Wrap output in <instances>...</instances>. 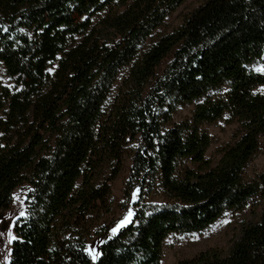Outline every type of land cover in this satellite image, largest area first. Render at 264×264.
<instances>
[{"label": "trees", "instance_id": "1", "mask_svg": "<svg viewBox=\"0 0 264 264\" xmlns=\"http://www.w3.org/2000/svg\"><path fill=\"white\" fill-rule=\"evenodd\" d=\"M185 1L0 0V212L28 190L8 264H160L167 237L256 198L259 216L226 249L177 264H264V176H245L264 141V0H204L157 35ZM223 119L236 128L207 159L202 127ZM128 151L133 220L92 260ZM157 186L169 202L146 205Z\"/></svg>", "mask_w": 264, "mask_h": 264}, {"label": "rangeland", "instance_id": "2", "mask_svg": "<svg viewBox=\"0 0 264 264\" xmlns=\"http://www.w3.org/2000/svg\"><path fill=\"white\" fill-rule=\"evenodd\" d=\"M203 2L204 0H186L173 11V14L167 17L160 27H158L156 34H167L172 32L181 24L183 17L188 14L190 10L196 8ZM170 58L171 54L164 58L159 64L156 71L157 75H160L164 70L165 66L170 62ZM3 82L9 85L6 78H3ZM192 110L193 105L179 107L173 114L172 121L177 123L183 118L190 117ZM202 128L214 139L213 144L207 150L206 158L216 160L218 158L216 154L217 149L231 140L236 125L228 124L223 119L215 124L205 125ZM133 144L134 143L130 145V148ZM259 149V152L246 171L245 176L248 179H255L256 176L259 175L264 176V141H262V145ZM131 161L132 155L128 151L123 159L120 173L110 184L111 210L109 213L102 215V218L92 226L91 230L93 234L87 240L86 244V252L92 260H95L100 253L98 247L99 243L95 242L97 239L100 241L103 237L115 235L119 228L128 225L133 220V213L135 210L134 203L139 200V189L135 188L132 191L129 197L130 201L125 200V183L130 174ZM27 193L28 190L26 187L15 190L9 210L0 212V264L9 263L10 246L14 239L12 227L14 222L24 215V200ZM142 199L146 205L161 206L169 202V199L158 186L155 187L148 196L143 195ZM262 203L263 200L256 198V200L250 202L239 212H226L222 218L218 219L203 231L167 237L164 242V250L160 264H177L181 260L195 258L199 253L212 248L226 249L229 241L239 234L243 223L257 219L260 214ZM95 232L97 233L96 235H94Z\"/></svg>", "mask_w": 264, "mask_h": 264}]
</instances>
